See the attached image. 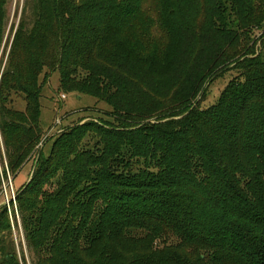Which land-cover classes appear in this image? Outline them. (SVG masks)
Listing matches in <instances>:
<instances>
[{
    "label": "trees",
    "instance_id": "1",
    "mask_svg": "<svg viewBox=\"0 0 264 264\" xmlns=\"http://www.w3.org/2000/svg\"><path fill=\"white\" fill-rule=\"evenodd\" d=\"M197 2L195 24L191 0L27 1L0 80V194L33 162L15 195L32 264H264V0ZM6 17L0 0V46ZM54 73L111 110L84 109L46 154ZM2 204L0 264H22Z\"/></svg>",
    "mask_w": 264,
    "mask_h": 264
},
{
    "label": "rangeland",
    "instance_id": "2",
    "mask_svg": "<svg viewBox=\"0 0 264 264\" xmlns=\"http://www.w3.org/2000/svg\"><path fill=\"white\" fill-rule=\"evenodd\" d=\"M7 1V17L4 21V28L2 34V43L0 46V80L1 74L3 73L8 55L11 51L13 45V40L15 37V31L20 23L23 12L26 8L28 0H6ZM187 8V14L192 17V22L195 24L201 22L203 15L207 12L208 9H205L202 2H197L196 4L192 3ZM263 30L264 27L262 26ZM264 37V31H258L257 36L253 37L250 43L251 51L254 49V53L251 54L256 57L259 54L264 55V45L262 38ZM239 70H233L228 72L223 77L215 80L212 83H209L205 86L204 90V102H202L201 108L206 109L210 106L217 103L222 92L227 87V85L239 76ZM43 77L41 78V81ZM65 97V99L62 98ZM201 100V98L199 99ZM13 104L15 108L20 110L24 109V103L21 102V99L14 97ZM41 125L42 128L47 132L44 142L39 147V150H43L46 154L49 153L52 139L54 136L58 135L61 131L65 130L68 127L79 124L80 122H87L93 114L90 112H84V109L93 110L99 108L101 112L110 111L111 108L106 104H98L97 100L88 95H80L75 92H64L61 89V79L59 73H54L50 82L43 86V93L41 99ZM83 111V112H82ZM80 112H82L80 114ZM0 149L3 152L2 139L0 136ZM0 151V157H1ZM32 167L33 162H30L19 177L14 180L8 173V179L3 180V191L0 194V202L3 203V206H6L10 216L12 224V239L14 241L17 255L20 259V262L23 264V259L25 258L27 264H32L31 253L27 248V242L25 234L23 231V226L20 220V215L17 212V202H16V193L17 191L23 189L27 186L32 177ZM0 172H3L2 163L0 160ZM14 194L15 200L11 202L12 195ZM14 205V206H13Z\"/></svg>",
    "mask_w": 264,
    "mask_h": 264
},
{
    "label": "built area",
    "instance_id": "3",
    "mask_svg": "<svg viewBox=\"0 0 264 264\" xmlns=\"http://www.w3.org/2000/svg\"><path fill=\"white\" fill-rule=\"evenodd\" d=\"M62 98L65 99L64 96H62ZM11 200H12L11 202H13L15 200L14 194L12 195V199Z\"/></svg>",
    "mask_w": 264,
    "mask_h": 264
},
{
    "label": "water",
    "instance_id": "4",
    "mask_svg": "<svg viewBox=\"0 0 264 264\" xmlns=\"http://www.w3.org/2000/svg\"><path fill=\"white\" fill-rule=\"evenodd\" d=\"M263 27H264V25H263Z\"/></svg>",
    "mask_w": 264,
    "mask_h": 264
}]
</instances>
